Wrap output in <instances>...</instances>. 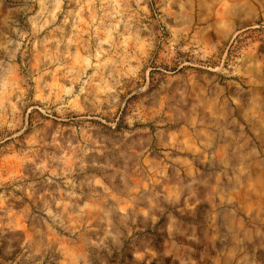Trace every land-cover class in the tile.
Here are the masks:
<instances>
[{"label": "clouds", "instance_id": "obj_1", "mask_svg": "<svg viewBox=\"0 0 264 264\" xmlns=\"http://www.w3.org/2000/svg\"><path fill=\"white\" fill-rule=\"evenodd\" d=\"M0 264H264V0H0Z\"/></svg>", "mask_w": 264, "mask_h": 264}]
</instances>
